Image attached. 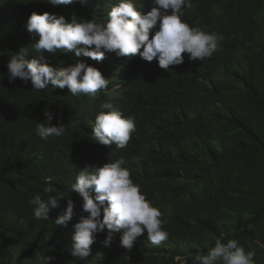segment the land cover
<instances>
[{
	"label": "trees",
	"instance_id": "16d2710c",
	"mask_svg": "<svg viewBox=\"0 0 264 264\" xmlns=\"http://www.w3.org/2000/svg\"><path fill=\"white\" fill-rule=\"evenodd\" d=\"M147 0H133L136 8ZM120 0H86L53 6L46 0H0V264H197L217 239H236L264 264V0H191L183 13L191 27L223 37L203 61L190 60L167 71L142 64L141 57L105 54L101 62L74 53L48 56L58 69L85 60L109 79L106 91L74 97L67 88L32 89L19 79L9 83L7 63L34 37L26 30L36 12L63 15L70 22L107 20ZM47 55V54H46ZM110 103L135 121L125 149L94 141L100 105ZM55 113L66 129L62 137L41 140L38 123ZM106 111V110H105ZM58 126V125H57ZM123 158L133 182L162 212L168 239L152 245L147 234L131 250L116 233L98 234L86 260L71 256L73 224L83 212L72 191L80 170ZM51 188V192H45ZM63 193L50 219L36 220L29 201ZM75 204L67 227L54 220Z\"/></svg>",
	"mask_w": 264,
	"mask_h": 264
},
{
	"label": "clouds",
	"instance_id": "9594fccd",
	"mask_svg": "<svg viewBox=\"0 0 264 264\" xmlns=\"http://www.w3.org/2000/svg\"><path fill=\"white\" fill-rule=\"evenodd\" d=\"M46 2L53 6H68L77 0ZM80 2L86 3V0ZM191 7V0H147L138 3L137 8L133 0H120L108 12L104 22L78 20L75 15L69 22L63 15L33 12L27 20L26 30L38 37L33 44L37 55L28 58L26 48L11 55L7 63L9 83L17 79L24 85L30 82L32 89L37 91L49 85L67 88L74 97L95 96L107 90L109 79L85 60L60 69L52 65L48 56L57 52H71L76 57L97 62L103 61L108 52H114L117 57L140 56L143 65L151 64L165 71L170 66L183 64L184 53L189 54L190 60L203 61L217 51L223 37L191 27L182 16L184 10ZM100 108L102 111L96 115L92 128L94 141L104 146L114 143L117 149H125L136 131L134 119L125 117L110 103H103ZM44 114L45 122L36 127L38 137L45 142L50 137H62L66 131L64 124L57 118L58 126L53 125L55 113L46 110ZM124 164L125 160L120 158L102 167L89 165L79 171L71 189L82 197L83 212L88 215H81L73 224L72 257L86 260L97 235L105 232L102 242L105 247L111 246L114 234L122 233L120 244L128 250L145 233L154 246L168 239L162 212L146 199ZM44 191L51 192V188ZM62 200H65L63 193L49 196L47 200L36 195L29 201L33 205L34 219H50V212L59 208ZM66 200V208L54 220L56 226L67 227L75 215L74 201ZM254 256L253 251L246 250L236 239L227 242L217 239L213 247L206 253L197 254L195 259L197 264H255ZM54 259L47 255L42 257L43 264H52Z\"/></svg>",
	"mask_w": 264,
	"mask_h": 264
}]
</instances>
